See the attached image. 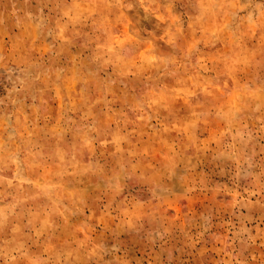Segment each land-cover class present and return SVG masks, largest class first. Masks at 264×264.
Listing matches in <instances>:
<instances>
[{
	"label": "rangeland",
	"instance_id": "obj_1",
	"mask_svg": "<svg viewBox=\"0 0 264 264\" xmlns=\"http://www.w3.org/2000/svg\"><path fill=\"white\" fill-rule=\"evenodd\" d=\"M0 264H264V0H0Z\"/></svg>",
	"mask_w": 264,
	"mask_h": 264
}]
</instances>
